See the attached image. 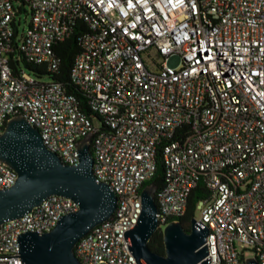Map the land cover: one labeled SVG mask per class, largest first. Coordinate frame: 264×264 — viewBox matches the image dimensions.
<instances>
[{
    "label": "built area",
    "instance_id": "obj_1",
    "mask_svg": "<svg viewBox=\"0 0 264 264\" xmlns=\"http://www.w3.org/2000/svg\"><path fill=\"white\" fill-rule=\"evenodd\" d=\"M81 25L70 78L83 101L61 83L14 70L22 59L57 74L56 45ZM15 115L64 164L78 165L77 144L93 135L96 182L110 185L118 205L78 242L82 264H138L126 234L159 154L160 228L183 217L202 186L194 218L209 230L206 259L245 264L250 250L264 264V0H0V135ZM17 178L0 161V191ZM78 210L54 195L5 222L0 264H24L20 235L50 232Z\"/></svg>",
    "mask_w": 264,
    "mask_h": 264
},
{
    "label": "water",
    "instance_id": "obj_2",
    "mask_svg": "<svg viewBox=\"0 0 264 264\" xmlns=\"http://www.w3.org/2000/svg\"><path fill=\"white\" fill-rule=\"evenodd\" d=\"M93 135L78 144V165L64 164L49 150L39 130L22 115L7 121L0 135V161L13 169L17 181L0 191V226L20 219L51 196L70 198L79 210L64 215L56 227L43 234L28 231L19 237L24 264H82L75 254L78 242L94 227L109 220L115 213L118 199L107 183H97L93 172ZM152 183L142 190V211L137 224L127 232L130 249L138 264H210L204 246L209 235L195 218L186 232L180 220L163 229L165 253L158 254L150 246L152 236L160 228L156 192ZM107 264V263H103ZM245 264H259L249 258Z\"/></svg>",
    "mask_w": 264,
    "mask_h": 264
},
{
    "label": "trees",
    "instance_id": "obj_3",
    "mask_svg": "<svg viewBox=\"0 0 264 264\" xmlns=\"http://www.w3.org/2000/svg\"><path fill=\"white\" fill-rule=\"evenodd\" d=\"M84 32H86V26L81 25L80 27L76 28L75 32L68 39L56 45V55L59 57L61 62V66L57 74L46 72L39 66L27 63L22 59L20 62H16L13 64L14 70L18 71V69H25L31 74L36 75L38 78L47 76L50 81L63 84L71 94L77 97L78 101H83L84 97L71 81L70 71L76 56L82 50L80 37ZM19 57L22 58V54L19 55ZM83 108L86 113L93 116V120L95 121V123L100 124L102 122V119L99 117V115L96 113H92L88 106L84 105ZM158 157L159 160L157 172L155 176L143 186V189L152 183H155L159 188H162L166 183L161 154H159ZM204 196H206V192L204 191L202 186L198 187L191 193L189 197L187 212L183 217L179 219L183 223L186 232L191 231V220L195 217L197 205ZM150 246L158 254L165 253L163 230L161 228H159L152 236Z\"/></svg>",
    "mask_w": 264,
    "mask_h": 264
},
{
    "label": "rangeland",
    "instance_id": "obj_4",
    "mask_svg": "<svg viewBox=\"0 0 264 264\" xmlns=\"http://www.w3.org/2000/svg\"><path fill=\"white\" fill-rule=\"evenodd\" d=\"M26 21V22H25ZM29 21V18H27V17H23V22H22V24H21V26H20V32H22L23 31V29H27V27H28V22ZM42 81L43 82H49L50 81V79L47 77V76H43L42 78ZM200 215H199V212L196 214V217L198 218ZM245 257H246V259L247 258H253L254 257V254H253V252L252 251H250V250H248V251H246V253H245Z\"/></svg>",
    "mask_w": 264,
    "mask_h": 264
}]
</instances>
